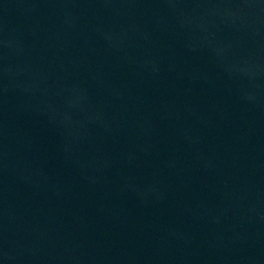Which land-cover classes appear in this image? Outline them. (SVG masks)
Masks as SVG:
<instances>
[{"label": "water", "instance_id": "obj_1", "mask_svg": "<svg viewBox=\"0 0 264 264\" xmlns=\"http://www.w3.org/2000/svg\"><path fill=\"white\" fill-rule=\"evenodd\" d=\"M0 264H264V0H0Z\"/></svg>", "mask_w": 264, "mask_h": 264}]
</instances>
